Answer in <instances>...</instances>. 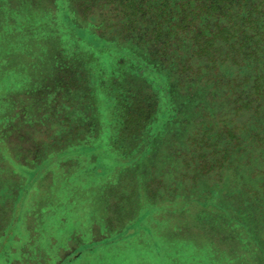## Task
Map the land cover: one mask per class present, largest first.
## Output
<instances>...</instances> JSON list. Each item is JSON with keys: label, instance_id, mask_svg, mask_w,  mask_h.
Returning a JSON list of instances; mask_svg holds the SVG:
<instances>
[{"label": "rangeland", "instance_id": "374dc122", "mask_svg": "<svg viewBox=\"0 0 264 264\" xmlns=\"http://www.w3.org/2000/svg\"><path fill=\"white\" fill-rule=\"evenodd\" d=\"M88 1L0 0V264H264V180L195 177L201 93Z\"/></svg>", "mask_w": 264, "mask_h": 264}, {"label": "trees", "instance_id": "16d2710c", "mask_svg": "<svg viewBox=\"0 0 264 264\" xmlns=\"http://www.w3.org/2000/svg\"><path fill=\"white\" fill-rule=\"evenodd\" d=\"M87 5L110 13L107 21L113 24L107 28L120 29L118 39L128 55L141 48L135 55L154 58L156 71L161 67L174 75L180 86L189 78L190 95L201 93L188 139L191 156L184 155L186 164L196 165L195 177L213 171L220 177L219 170L236 157L253 172H246L251 187L264 180V0H91ZM59 86L61 94H72L78 82ZM204 127L209 135L216 132L214 143L201 136Z\"/></svg>", "mask_w": 264, "mask_h": 264}]
</instances>
